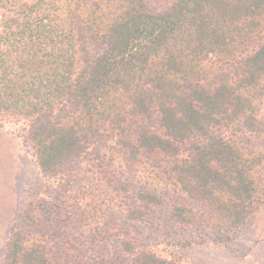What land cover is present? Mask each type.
Returning a JSON list of instances; mask_svg holds the SVG:
<instances>
[{
  "label": "trees",
  "instance_id": "16d2710c",
  "mask_svg": "<svg viewBox=\"0 0 264 264\" xmlns=\"http://www.w3.org/2000/svg\"><path fill=\"white\" fill-rule=\"evenodd\" d=\"M0 117L27 122L41 174L70 186L64 207L89 233L109 231L112 208L204 221L186 199L240 227L264 206V155L245 146L264 138V0H0ZM84 161L103 204L70 185ZM21 213L3 264H56L36 202ZM120 245L129 264H179Z\"/></svg>",
  "mask_w": 264,
  "mask_h": 264
},
{
  "label": "rangeland",
  "instance_id": "374dc122",
  "mask_svg": "<svg viewBox=\"0 0 264 264\" xmlns=\"http://www.w3.org/2000/svg\"><path fill=\"white\" fill-rule=\"evenodd\" d=\"M26 127L24 120L0 117V264L11 227L15 224L27 228L21 212L30 200L36 202L47 224L50 253L56 264H129L120 245L125 240L179 264H264V206L254 208L247 221L236 228L191 199H186V205L198 216L206 217L193 225L173 220L167 204L146 206L149 222L143 224L127 219L120 208H112L104 220L109 231L89 233L92 226L86 228L76 222L83 218L80 212L64 207L71 200L67 195L70 186L60 183L59 187V181L41 174L34 152L23 140ZM246 140L252 156L264 155V138ZM87 162L73 167L80 169L82 177L70 185L75 190H89L88 196L103 204L102 191L88 179ZM126 173L127 179L134 178L132 172ZM256 177L264 192V161L256 168Z\"/></svg>",
  "mask_w": 264,
  "mask_h": 264
}]
</instances>
